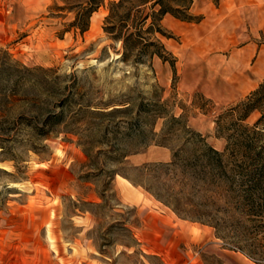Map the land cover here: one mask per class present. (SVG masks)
I'll return each mask as SVG.
<instances>
[{"label": "rangeland", "instance_id": "374dc122", "mask_svg": "<svg viewBox=\"0 0 264 264\" xmlns=\"http://www.w3.org/2000/svg\"><path fill=\"white\" fill-rule=\"evenodd\" d=\"M111 1L0 0V264H264L227 171L256 159L226 147L264 82V0H190L126 45L153 0Z\"/></svg>", "mask_w": 264, "mask_h": 264}, {"label": "trees", "instance_id": "16d2710c", "mask_svg": "<svg viewBox=\"0 0 264 264\" xmlns=\"http://www.w3.org/2000/svg\"><path fill=\"white\" fill-rule=\"evenodd\" d=\"M127 1L129 0L111 1L109 7L110 14H108L106 18H109L115 9L125 7V2ZM170 2L171 0H153V3L151 4L152 9L145 13L142 8L137 7L141 14L137 16V19H139L137 20V23L135 21L134 25L130 24L126 26L125 24L127 22L124 21L125 24L122 23L119 27L117 36L123 39V44L126 45V42L129 39L135 41L140 39L143 40L144 37H142L138 31H140V26L145 24L149 17H152V19L156 21L157 19H160L164 13L170 12L181 19L192 20L196 18L188 11L190 0L183 3L181 7H175ZM99 4V2H96L94 5L87 7L82 16H76L73 23L76 24L81 31L88 28L89 15ZM155 5H157L156 9L154 7ZM148 29H152L151 25L148 26ZM146 45H156V42L153 40H147ZM152 52L161 55L159 51L153 50ZM254 109L259 110L260 115L253 124L249 125L248 123H245L244 120ZM228 111H232L233 113L237 112L239 116L237 124L240 133H238L236 137H233L232 135L228 136V144L226 147H229V145L231 146V143L236 147H248L249 151L241 148L239 149L241 156H244V158H251V156H254L256 159L253 163H240L228 168V177L230 182L234 183V188H236L242 199V206H250L252 220L264 228V82H261L259 86L251 91L243 101L236 106L231 107ZM173 118L175 119L176 117L173 116ZM201 145L202 147H205L203 151L204 154L209 152L214 153L218 161L221 163L224 154L222 151L207 145L206 141L202 138ZM255 147L259 148L256 150ZM251 151H254V154L251 155ZM222 168L226 170L227 166L225 167V165H222ZM130 180L135 182L132 178H130Z\"/></svg>", "mask_w": 264, "mask_h": 264}]
</instances>
